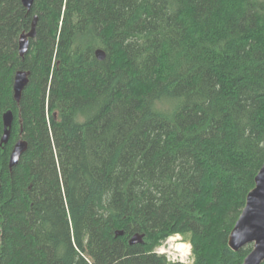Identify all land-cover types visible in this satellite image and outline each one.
<instances>
[{"label": "trees", "instance_id": "1", "mask_svg": "<svg viewBox=\"0 0 264 264\" xmlns=\"http://www.w3.org/2000/svg\"><path fill=\"white\" fill-rule=\"evenodd\" d=\"M45 108L61 199L35 194ZM263 165L264 0H0V264H180L156 251L177 232L194 264H243L228 240Z\"/></svg>", "mask_w": 264, "mask_h": 264}, {"label": "water", "instance_id": "2", "mask_svg": "<svg viewBox=\"0 0 264 264\" xmlns=\"http://www.w3.org/2000/svg\"><path fill=\"white\" fill-rule=\"evenodd\" d=\"M24 7L31 11L36 0H22ZM39 18L36 16L32 23V28L28 33H24L20 37L19 50L21 58L25 59L30 49L31 40H35L38 35ZM96 57L99 61L106 60V53L102 49L96 51ZM29 71H18L14 81V97L20 104L23 92L30 83ZM5 135L3 143H7L10 137V129L13 123V113L8 112L4 117ZM29 143L21 138L15 145L10 157V169L16 167L23 155L28 151ZM1 195V182H0ZM122 234V233H119ZM142 242L139 236L131 240V244L135 245ZM230 248L239 252L242 248L251 245L253 247L251 253L246 257L243 264H263L264 263V165L256 177V187L249 193L246 206L232 230L229 240Z\"/></svg>", "mask_w": 264, "mask_h": 264}, {"label": "rangeland", "instance_id": "3", "mask_svg": "<svg viewBox=\"0 0 264 264\" xmlns=\"http://www.w3.org/2000/svg\"><path fill=\"white\" fill-rule=\"evenodd\" d=\"M54 45L52 46V54L54 55L53 51ZM45 126L42 127L40 135L36 136L35 138H32L33 142L38 145V151L41 152L39 154V158L33 160V168H32V173L37 174L39 176V180L37 183V186L35 188V194L38 195V198L42 197L46 192L50 196H52L55 199H61L63 197V191H62V186L60 185V181L58 178V175L54 172L55 166H54V161L53 157V149L49 145V137L51 138V133H50V125H49V119H48V113H47V108H45ZM44 120V119H43ZM44 123V121H43ZM42 146V148L40 146ZM26 193V191H25ZM95 211L92 210L90 215H89V231H88V236H87V248L89 250V253L91 255L94 254L96 251V243H95V228H94V222H95ZM184 241H190V235L185 234L182 235ZM180 241H168L165 240L162 242V244L156 248V251H160V255H164L168 258L169 261L172 262H179L178 257L181 254H186L187 249H180L179 251L177 250L176 245H178ZM177 257L175 261L171 259V257ZM192 257L193 256V248H192ZM192 257H189V259H192Z\"/></svg>", "mask_w": 264, "mask_h": 264}, {"label": "clouds", "instance_id": "4", "mask_svg": "<svg viewBox=\"0 0 264 264\" xmlns=\"http://www.w3.org/2000/svg\"><path fill=\"white\" fill-rule=\"evenodd\" d=\"M168 241H180L178 245H176L177 250L179 251L180 249H187L186 254H181L178 259L180 264H194V257H192V244L190 241H184L181 233L177 232L174 233L173 235H170L168 237ZM158 254H163V253H158ZM189 257H192V259H189ZM173 261L177 259V257L173 256L171 257Z\"/></svg>", "mask_w": 264, "mask_h": 264}, {"label": "built area", "instance_id": "5", "mask_svg": "<svg viewBox=\"0 0 264 264\" xmlns=\"http://www.w3.org/2000/svg\"><path fill=\"white\" fill-rule=\"evenodd\" d=\"M158 253H160V251H158Z\"/></svg>", "mask_w": 264, "mask_h": 264}]
</instances>
